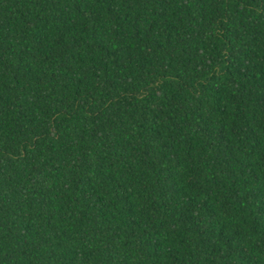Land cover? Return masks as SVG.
Here are the masks:
<instances>
[{
  "label": "trees",
  "instance_id": "16d2710c",
  "mask_svg": "<svg viewBox=\"0 0 264 264\" xmlns=\"http://www.w3.org/2000/svg\"><path fill=\"white\" fill-rule=\"evenodd\" d=\"M0 264H264V0H0Z\"/></svg>",
  "mask_w": 264,
  "mask_h": 264
}]
</instances>
